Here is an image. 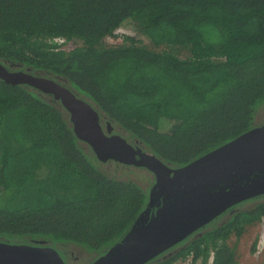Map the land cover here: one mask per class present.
I'll use <instances>...</instances> for the list:
<instances>
[{"label":"trees","instance_id":"16d2710c","mask_svg":"<svg viewBox=\"0 0 264 264\" xmlns=\"http://www.w3.org/2000/svg\"><path fill=\"white\" fill-rule=\"evenodd\" d=\"M124 23L134 35L117 32ZM0 63L62 83L105 129L177 168L264 123V0H0ZM132 167L153 175L99 160L59 99L0 78V242L67 261L76 245L95 260L147 204L152 183L127 177ZM262 218L264 194L145 264H205L210 251L213 264H238L236 241Z\"/></svg>","mask_w":264,"mask_h":264},{"label":"water","instance_id":"95a60500","mask_svg":"<svg viewBox=\"0 0 264 264\" xmlns=\"http://www.w3.org/2000/svg\"><path fill=\"white\" fill-rule=\"evenodd\" d=\"M0 78L54 95L69 113L75 135L105 162L143 167L154 175L149 198L125 232L88 264H145L188 238L226 209L264 194V123L187 165L173 168L153 153L102 126L100 114L60 82L0 63ZM0 264H67L44 245L0 242Z\"/></svg>","mask_w":264,"mask_h":264},{"label":"rangeland","instance_id":"374dc122","mask_svg":"<svg viewBox=\"0 0 264 264\" xmlns=\"http://www.w3.org/2000/svg\"><path fill=\"white\" fill-rule=\"evenodd\" d=\"M117 32L120 34L131 33L134 35L135 27L133 24L124 23L121 25V28L117 30ZM136 38L142 44H145L146 46H149L153 49L152 42H150L142 34L137 33ZM119 41V38L114 39L112 37H106L104 39L105 44H115ZM58 43L60 45V48L63 50H70L76 47V42H74L73 40H63L62 42L58 41ZM180 56L182 58L185 57L183 52L180 53ZM255 119L256 121L264 120V105H262L257 111ZM125 173L127 177L136 180L138 183L144 186L147 182L152 184L154 183V176L152 174H146L144 171L143 174L141 173V171L136 170L133 167L127 168L125 170ZM125 173L121 171L120 174L122 176H125ZM145 187L148 188V190L151 188V186ZM229 241L230 243H234L236 239L234 236H232ZM255 241V250L252 251V246ZM67 251V258L70 260L71 264H88L92 262V256L85 252L83 249H81L79 246L70 245ZM236 258L238 259V264H264V222L260 220V222L256 225L247 228V230L243 232V234L238 238V240L236 241ZM187 262L188 259L184 261H182L181 259L175 261V263L179 264H187Z\"/></svg>","mask_w":264,"mask_h":264},{"label":"built area","instance_id":"2783aa9c","mask_svg":"<svg viewBox=\"0 0 264 264\" xmlns=\"http://www.w3.org/2000/svg\"><path fill=\"white\" fill-rule=\"evenodd\" d=\"M54 40H55L57 43H58V41H60V42L63 41V39H61V38H55ZM58 44H59V43H58ZM261 221L264 222V218H262ZM186 259H188L187 264H191L192 258H190V257L185 258V259H183V260L181 259V260L184 261V260H186ZM213 259H214V252H213V251H210V253H209V257L207 258V261H206L205 264H213ZM177 261H178V260H177ZM198 263H199V261H198ZM172 264H179V263H175V262H173Z\"/></svg>","mask_w":264,"mask_h":264},{"label":"flooded vegetation","instance_id":"af4514ba","mask_svg":"<svg viewBox=\"0 0 264 264\" xmlns=\"http://www.w3.org/2000/svg\"><path fill=\"white\" fill-rule=\"evenodd\" d=\"M103 126V125H102ZM105 129V128H104ZM62 258L64 259V261L67 263V264H71V262H70V260L68 259V261L67 260H65V258L62 256Z\"/></svg>","mask_w":264,"mask_h":264},{"label":"clouds","instance_id":"9594fccd","mask_svg":"<svg viewBox=\"0 0 264 264\" xmlns=\"http://www.w3.org/2000/svg\"><path fill=\"white\" fill-rule=\"evenodd\" d=\"M57 46H58V45H57ZM58 48L61 49V48H60V45L58 46ZM62 50H63V49H62Z\"/></svg>","mask_w":264,"mask_h":264}]
</instances>
